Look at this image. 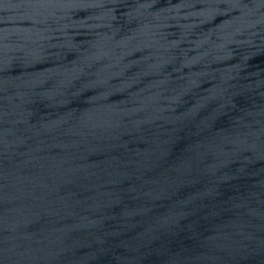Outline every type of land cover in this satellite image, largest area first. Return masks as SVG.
Instances as JSON below:
<instances>
[{"label":"water","instance_id":"water-1","mask_svg":"<svg viewBox=\"0 0 264 264\" xmlns=\"http://www.w3.org/2000/svg\"><path fill=\"white\" fill-rule=\"evenodd\" d=\"M0 264H264V0H0Z\"/></svg>","mask_w":264,"mask_h":264}]
</instances>
